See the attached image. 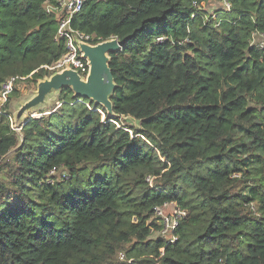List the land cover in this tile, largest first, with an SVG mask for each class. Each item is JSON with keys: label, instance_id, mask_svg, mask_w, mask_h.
I'll use <instances>...</instances> for the list:
<instances>
[{"label": "trees", "instance_id": "1", "mask_svg": "<svg viewBox=\"0 0 264 264\" xmlns=\"http://www.w3.org/2000/svg\"><path fill=\"white\" fill-rule=\"evenodd\" d=\"M46 1L0 0V85L38 83L65 52ZM209 1H85L71 28L120 43L104 121L63 88L59 110L17 133L15 82L0 108V264H264V0H226L216 19ZM165 204L185 216L163 236Z\"/></svg>", "mask_w": 264, "mask_h": 264}, {"label": "built area", "instance_id": "2", "mask_svg": "<svg viewBox=\"0 0 264 264\" xmlns=\"http://www.w3.org/2000/svg\"><path fill=\"white\" fill-rule=\"evenodd\" d=\"M85 1L86 0H55L54 5L50 4L48 1L45 2L46 13L57 12L61 16L55 40H63L65 46V52L58 60L52 65L40 67L47 70L50 76L64 70H72L75 71L80 78L85 79L89 73L88 60L81 52L79 44L83 43L95 46L101 43V39L95 35H89L71 28L72 18L82 11ZM225 8L230 9L229 3H225ZM162 40L163 38L161 37L156 39L157 42H161ZM19 80L20 77H10L0 85V108L6 104L9 95L13 93L15 82ZM11 122L12 117L10 119V123ZM11 129L16 131L12 127ZM54 173L55 170H52L51 174ZM62 176L65 175L62 174ZM154 212L155 216L158 218V222H160V225L163 227L161 230L163 236H165L168 231L175 230L182 217L185 216V212L174 204H165L162 208H155ZM173 241H175L174 238H171L170 242Z\"/></svg>", "mask_w": 264, "mask_h": 264}, {"label": "water", "instance_id": "3", "mask_svg": "<svg viewBox=\"0 0 264 264\" xmlns=\"http://www.w3.org/2000/svg\"><path fill=\"white\" fill-rule=\"evenodd\" d=\"M79 48L89 63L86 78H80L75 71L64 70L38 81L35 95L16 112L14 120L17 126L19 120L29 110L42 104L51 92H59L63 88H69L74 97L100 105L109 115L112 114L110 96L116 85L108 67V55L120 51V43L116 39H110L95 46L80 43Z\"/></svg>", "mask_w": 264, "mask_h": 264}, {"label": "rangeland", "instance_id": "4", "mask_svg": "<svg viewBox=\"0 0 264 264\" xmlns=\"http://www.w3.org/2000/svg\"><path fill=\"white\" fill-rule=\"evenodd\" d=\"M226 2H227L226 0H210L209 2H207L205 4H201V9H204L208 14H210L212 16L213 19H216L218 17L216 15L217 12H222L223 10L229 11V9L225 8ZM229 6H230V4H229ZM253 42H255L256 44H264V37L260 36V38L256 39L254 36ZM262 47H264V45ZM26 78H31V75L26 77ZM26 78L20 77V80L18 81L17 87H16V89H17L16 93L17 94H15V95L12 94V96L10 98V102H9V109L12 113V122H11L12 124L10 122H9V124H10V127H12L14 130H16L17 133H19L21 131L22 127L24 126L23 122L30 119V117H32V118L46 117V116L50 115L52 112H54L55 110H59L58 108H60L61 104L63 103L62 101H59L60 100V91L59 92H51L48 96L45 97V100L42 104H39L35 108L29 110L25 115H23L22 118L19 120L18 126H17L16 122L14 120L17 110L19 109V107L21 105H23L26 101H28L30 98H32L35 95L36 90H37V82L25 80ZM87 105H89V104L87 103ZM93 110H96V109H93ZM98 113L100 115L101 121H104V119H106L109 116V114L107 112L103 113V111H101V110H99ZM119 124H121V125L123 124V125H127V126L129 125V126H132L135 128L139 127V122H137L133 119H130L128 117H120L119 118ZM21 125H23V126H21ZM130 135H131V133H130ZM156 236L157 235L155 234L151 238H155ZM121 259H122V256H121Z\"/></svg>", "mask_w": 264, "mask_h": 264}, {"label": "clouds", "instance_id": "5", "mask_svg": "<svg viewBox=\"0 0 264 264\" xmlns=\"http://www.w3.org/2000/svg\"><path fill=\"white\" fill-rule=\"evenodd\" d=\"M161 38H162V37H161ZM113 39H114V38H113ZM156 39H157V38H156ZM156 42H157V41H156ZM101 43H102V42H101ZM48 77H50V75H49ZM48 77H47V78H48ZM77 100H78L79 102H83V100L80 99V98H78ZM88 104H89V103H88ZM85 105H86V107H87L88 110H91V109H92V108L89 106L90 104L87 105V103H86ZM102 109H103V108H102ZM97 110L99 111V109H96V111H97ZM98 111H97V112H98ZM105 112H106V111H105ZM30 118H31V119H36V118H32V117H30ZM24 123H25V122H23V125H24ZM23 125H21V126H23ZM63 177L66 178V176H63ZM120 258H121V257H120Z\"/></svg>", "mask_w": 264, "mask_h": 264}]
</instances>
